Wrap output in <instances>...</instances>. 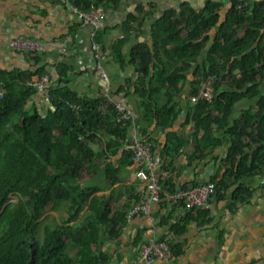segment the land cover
I'll use <instances>...</instances> for the list:
<instances>
[{"label": "trees", "instance_id": "16d2710c", "mask_svg": "<svg viewBox=\"0 0 264 264\" xmlns=\"http://www.w3.org/2000/svg\"><path fill=\"white\" fill-rule=\"evenodd\" d=\"M74 3L80 10L89 11L117 6L120 0ZM228 3L224 14L222 0H206L201 10L184 1L176 12L164 11L152 26L153 46L139 42L129 52L135 82L118 89L136 95L143 119L156 122L166 131V144L161 148L155 145L154 150L159 151L161 168L168 169L169 174L170 165L188 141L195 147L193 159L204 158L224 142L229 143L221 178L217 174L208 180L215 182L216 195L226 191L229 178L236 181L255 170L264 173V0ZM147 14L154 15L143 13L142 7L130 13L125 30H132L136 24L134 36H141ZM106 34L100 26L93 41L101 44ZM127 41L120 40L113 47L121 66ZM43 53L30 54L35 66L32 70H0V83L6 90L0 100V264H99L101 259L94 255L92 246L116 237L115 229L126 214H113L112 201L97 196L100 185L84 183L82 174L84 170L95 171L101 155L106 173L111 179L118 178V168L107 158L121 150L123 160L131 157L124 144L132 123L118 122L113 104L105 113L99 110L102 92L79 95L68 87L73 67L67 62L54 66L53 79L42 62ZM44 75L50 79L45 90L53 109L42 115L26 105L28 97L37 92L30 85L33 77ZM209 76L213 78L212 100L193 103L190 96L184 124L192 123L194 130L191 139H185L172 129L183 112L177 99L186 91L197 95L201 82ZM187 86L190 88L185 89ZM241 99L254 103L231 122L234 106ZM141 133L149 136L144 128ZM95 142L99 150L92 147ZM167 156L169 160L164 161ZM166 161H170L167 166ZM161 183L163 189L175 190L172 176L164 177ZM198 184L190 181L182 187ZM251 196L249 187H234L228 208L232 210ZM61 206L66 218L55 225L41 224L48 211L61 210ZM207 218L206 210H187L169 233L177 237L191 220L203 225L209 222ZM169 242L173 253L179 255V245L174 252V241Z\"/></svg>", "mask_w": 264, "mask_h": 264}, {"label": "crops", "instance_id": "0c3cea01", "mask_svg": "<svg viewBox=\"0 0 264 264\" xmlns=\"http://www.w3.org/2000/svg\"><path fill=\"white\" fill-rule=\"evenodd\" d=\"M184 1L196 10H201L206 3V0H120L117 6L112 5L105 9L100 26L107 34L100 45L106 54L101 65L108 77L107 83L100 76L96 60L93 58L91 27L82 25L79 16L69 8L66 1L0 0V70H32L35 66L30 60L31 55L11 50L8 43L12 38L18 37L38 40L44 46L42 62L47 65L46 68L53 79L56 77L54 66L67 62L73 67L67 86L79 95H98L108 88L112 99L123 101L136 114L134 122H131L130 134L135 132V127L139 132L144 128L149 135L147 137L153 138L161 148L167 142L166 131L158 128L156 122H146L143 119L140 101L136 95L118 89L136 80L135 66L130 63L131 49L139 42L153 46L152 26L156 19L166 10L176 12ZM222 1L225 6L221 12L224 14L229 3L228 0ZM140 7L143 8V13L150 11L154 15L147 14L143 17L141 36L135 37L133 32L136 24L132 26V30H125L124 24L129 14ZM138 20H142L141 16ZM127 38L128 41L123 47L125 62L121 66L114 58L113 47L118 41ZM63 44L68 45L65 54L61 51ZM36 79L35 76L32 80ZM133 87L134 84L131 85V88ZM189 88L187 86L185 89ZM190 96L191 93L186 91L178 97L177 102L183 106V112L172 126V129L185 139H191L190 135L194 130L192 123L184 124L191 105ZM253 103V100L249 99H241L236 103L231 122L239 117L241 110ZM28 107H34L42 115L53 109L46 90H37L30 95L26 105V108ZM228 144L226 141L206 157L193 159L191 156L195 147L188 141L180 149L178 159L170 165L172 175L167 172L168 169L164 170L165 178L172 176L174 189L190 181L206 182L217 174L221 178ZM92 147L95 150L100 149L97 142L92 143ZM122 152L123 150L117 155H108L107 158L118 168L116 179H111L110 173H106V161L101 155L95 171L89 173L85 170L88 176L83 182L100 185L101 190L97 196L112 201L113 214H126L115 229L118 234L116 237H107L92 246L94 255L101 259L99 264H264V173L255 170L251 175L242 176L236 181L229 178L227 183L230 185L226 191L223 189L211 198L210 207L206 210L209 222L201 225L191 220L183 234L176 237L170 234L169 230L171 226L181 222L187 213L188 209L184 205L163 200L152 209L153 221L144 214H131L133 206L147 197V190L136 176L137 165L132 162V157L125 161ZM169 158L164 157V161ZM169 163L170 161H166V166ZM238 185L249 187L252 196L230 210L228 207L232 203V190ZM222 195L224 197H221ZM60 209L48 211L43 218L45 222L42 219L41 224L60 223L67 217L64 207L61 206ZM163 238L174 241V252L178 249L175 246L179 245L181 253L173 254V258L169 260L156 258L152 262H146L140 258L143 246ZM74 254L75 252L71 253Z\"/></svg>", "mask_w": 264, "mask_h": 264}, {"label": "built area", "instance_id": "2783aa9c", "mask_svg": "<svg viewBox=\"0 0 264 264\" xmlns=\"http://www.w3.org/2000/svg\"><path fill=\"white\" fill-rule=\"evenodd\" d=\"M66 1L69 8L75 12L83 26L91 27V49L93 51V58L96 60L97 67L99 69L100 76L105 82L108 81V77L102 70L101 62L105 58L106 54L101 45L93 41L95 32L101 25V21L105 16V9L102 7L94 8L93 10L83 11L80 10L74 0ZM67 41V40H65ZM8 46L11 50L20 52L22 54H37L44 50L43 44L35 39L27 37L12 38ZM68 50V45L63 44L61 51L65 54ZM50 79L44 75L36 80H32L30 85L37 90H45L49 85ZM6 90L0 83V100L4 96ZM213 78L208 77L201 82L200 90L197 95H191V101L197 102L198 100L211 101L213 97ZM102 103L99 106V110L105 113L111 104L114 105L117 111V121L134 122L136 114L126 106L123 101H115L112 99V95L108 88L102 92ZM79 108V107H77ZM135 132L129 135L124 148L131 152L132 162L137 165L136 176L145 185L147 190V197L142 199L133 206L131 214L138 215L144 214L149 216L150 220L151 212L156 204H161L163 200L171 203L182 204L188 210L198 209L207 210L210 207V200L216 192V184L213 181L200 183L198 185H189L187 187H178L173 191L163 189L161 181L165 177V171L161 168L162 157L160 153L154 150L156 145L155 140L151 137L143 135L141 132L134 128ZM169 239L158 240L152 242L150 245H145L140 251V258L146 262H152L156 258H162L169 260L173 258V250L170 245Z\"/></svg>", "mask_w": 264, "mask_h": 264}, {"label": "rangeland", "instance_id": "374dc122", "mask_svg": "<svg viewBox=\"0 0 264 264\" xmlns=\"http://www.w3.org/2000/svg\"><path fill=\"white\" fill-rule=\"evenodd\" d=\"M236 106V105H235ZM87 173L85 172V170L83 171V174H82V181H85V179L87 178ZM40 232V231H39ZM37 238L41 241V238H42V234L39 233Z\"/></svg>", "mask_w": 264, "mask_h": 264}, {"label": "clouds", "instance_id": "9594fccd", "mask_svg": "<svg viewBox=\"0 0 264 264\" xmlns=\"http://www.w3.org/2000/svg\"><path fill=\"white\" fill-rule=\"evenodd\" d=\"M158 152V151H157ZM204 183V182H203ZM200 184V183H199ZM214 195H215V193H214ZM211 201V200H210ZM173 250V249H172Z\"/></svg>", "mask_w": 264, "mask_h": 264}]
</instances>
